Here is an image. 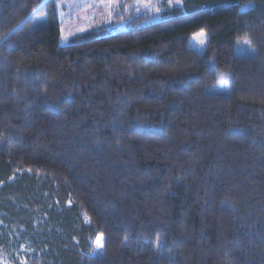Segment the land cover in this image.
<instances>
[{
	"label": "trees",
	"instance_id": "obj_1",
	"mask_svg": "<svg viewBox=\"0 0 264 264\" xmlns=\"http://www.w3.org/2000/svg\"><path fill=\"white\" fill-rule=\"evenodd\" d=\"M58 3L0 0V253L264 264V0H182L157 21L119 0L124 29L66 45Z\"/></svg>",
	"mask_w": 264,
	"mask_h": 264
},
{
	"label": "rangeland",
	"instance_id": "obj_2",
	"mask_svg": "<svg viewBox=\"0 0 264 264\" xmlns=\"http://www.w3.org/2000/svg\"><path fill=\"white\" fill-rule=\"evenodd\" d=\"M137 12H148L150 21H157L161 18L160 13L164 8L180 5L182 0H132ZM119 0H59L58 16L61 21L59 43L66 45L76 34L104 26L111 32H116L125 28V21H117L115 18L119 13ZM38 16L34 24L41 20ZM203 41V43H201ZM247 38L238 40L235 44V53L239 55H253L255 49ZM249 42V41H248ZM208 34L204 30L192 33L188 39V46L198 52L207 50ZM99 234L93 245L92 253L101 254L103 250L98 247ZM103 237V235H102ZM24 245L21 246V253L16 255L17 261L8 258L4 253H0V264H27L25 258Z\"/></svg>",
	"mask_w": 264,
	"mask_h": 264
},
{
	"label": "snow or ice",
	"instance_id": "obj_3",
	"mask_svg": "<svg viewBox=\"0 0 264 264\" xmlns=\"http://www.w3.org/2000/svg\"><path fill=\"white\" fill-rule=\"evenodd\" d=\"M201 43H203V41H201ZM245 43H249L248 41H245ZM102 239H103V237H102V235L98 238V241H100V242H98V247H100V248H102Z\"/></svg>",
	"mask_w": 264,
	"mask_h": 264
}]
</instances>
